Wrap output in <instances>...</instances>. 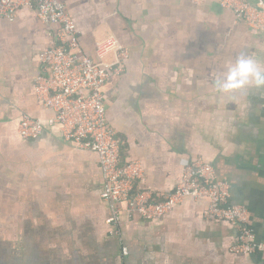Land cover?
<instances>
[{"label":"crops","instance_id":"0c3cea01","mask_svg":"<svg viewBox=\"0 0 264 264\" xmlns=\"http://www.w3.org/2000/svg\"><path fill=\"white\" fill-rule=\"evenodd\" d=\"M63 1L93 62L127 53L104 88L106 108L123 158L146 165L144 189L162 199L185 167L206 162L264 242V87H215L241 54L264 68V36L216 0ZM52 30L31 10L0 19V264H264L261 254L231 252L237 227L208 220L207 199H185L159 221L124 214L114 235L97 155L57 127L20 137L23 115H53L35 95V56L55 43Z\"/></svg>","mask_w":264,"mask_h":264},{"label":"built area","instance_id":"2783aa9c","mask_svg":"<svg viewBox=\"0 0 264 264\" xmlns=\"http://www.w3.org/2000/svg\"><path fill=\"white\" fill-rule=\"evenodd\" d=\"M216 1L264 36V0ZM24 10L34 11L41 23L53 29L49 35L55 43L38 50L35 56L42 67L35 79V95L53 115L45 122L23 115L18 133L22 139L34 141L47 127H57L65 141L97 155L103 178L101 196L110 204L107 223L112 226V233L120 235L118 227L124 214L129 220L159 221L185 199H207L209 206L204 216L208 220L237 227L231 252L264 256V242L257 239L250 225L248 207L231 202L230 183L217 177L212 165L195 160L184 168L174 191L156 199L142 185L146 165L123 158L124 142L109 122L104 88L112 77L122 74V59L127 58V53L123 52L121 61L114 65L93 62L82 52V32L63 0H0L1 20L16 22Z\"/></svg>","mask_w":264,"mask_h":264},{"label":"clouds","instance_id":"9594fccd","mask_svg":"<svg viewBox=\"0 0 264 264\" xmlns=\"http://www.w3.org/2000/svg\"><path fill=\"white\" fill-rule=\"evenodd\" d=\"M246 85L264 87V68L250 56L241 54L215 82L219 92L230 93Z\"/></svg>","mask_w":264,"mask_h":264}]
</instances>
